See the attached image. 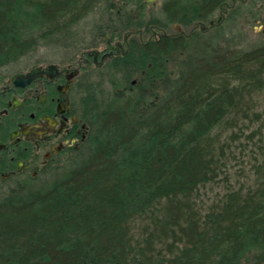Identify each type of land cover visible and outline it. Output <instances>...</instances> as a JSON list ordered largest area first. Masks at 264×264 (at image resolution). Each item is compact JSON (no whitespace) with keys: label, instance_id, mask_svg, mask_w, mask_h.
Masks as SVG:
<instances>
[{"label":"trees","instance_id":"trees-1","mask_svg":"<svg viewBox=\"0 0 264 264\" xmlns=\"http://www.w3.org/2000/svg\"><path fill=\"white\" fill-rule=\"evenodd\" d=\"M103 1L0 0V67L40 40L76 38ZM227 1L167 0L164 20L206 22ZM21 8L37 11L39 35L25 37ZM187 46L197 53L156 106L139 113V95L96 105L92 150L59 179L0 202V264H264V126L253 105L264 46L218 51L200 36H163L114 66L153 82ZM237 159L247 161L233 172ZM216 182L222 199L200 211L197 195Z\"/></svg>","mask_w":264,"mask_h":264},{"label":"flooded vegetation","instance_id":"flooded-vegetation-1","mask_svg":"<svg viewBox=\"0 0 264 264\" xmlns=\"http://www.w3.org/2000/svg\"><path fill=\"white\" fill-rule=\"evenodd\" d=\"M119 1L110 12L136 16L149 9L165 14L167 2ZM154 34L156 41L170 37ZM117 37L114 34L108 40L105 50L83 51L72 58L38 62L24 69L10 71L12 64L2 67L0 190L25 188L42 181L91 151L96 120L88 86L90 68H103L126 58L129 34L125 33L123 41Z\"/></svg>","mask_w":264,"mask_h":264},{"label":"rangeland","instance_id":"rangeland-1","mask_svg":"<svg viewBox=\"0 0 264 264\" xmlns=\"http://www.w3.org/2000/svg\"><path fill=\"white\" fill-rule=\"evenodd\" d=\"M119 3V0H104L92 14L81 22L76 38L67 39L62 36L40 40L36 47L22 57L17 64H12L10 71L13 68L24 69L38 62L48 63L60 59L65 60L80 55L83 51H93L97 48L105 50L108 47V40L112 39L115 34L111 32L113 30L112 26L117 25L118 21L122 22L120 25L122 26L120 29L122 33L120 36L117 35L116 40L123 41L125 33L129 34L128 43L125 46L128 52L126 58L133 57L132 54H137L136 47H144L156 42L157 37L154 33H157L160 37L163 35L171 37L185 36L187 38H191L192 35L200 36L204 42L215 45L218 51L229 50L235 52L238 50L248 52L264 46V0H228L209 21L191 26L168 25L165 23L164 14H159L153 9L137 16L134 14L116 15L117 13L107 12L112 4ZM18 12L19 21L23 23L22 27L27 30L26 35L24 34L25 37L39 35L41 29L37 24L40 21L37 11L21 8ZM130 17L136 18V22L133 25L128 23L124 27L123 24L127 23ZM216 19H221V21L211 25V21ZM99 24H106L104 28L106 30L99 29L97 26ZM107 30L106 35H103ZM75 41L79 43L78 48H76L77 43ZM194 47L187 46L182 50L173 52L162 68L163 77L157 78L153 82L144 80L146 78L144 72L136 67H129L124 73L116 69L113 62L108 63L103 68L91 66L88 86L91 93H89L90 97L94 95V105L99 106L102 102L108 106L114 98L119 97L127 100L132 96L139 95L143 100L139 103L137 111L147 113L158 104L162 97H166L171 92V86L184 72L189 59L197 53ZM150 66H153V64L151 63ZM2 67H0V70ZM144 87L145 89H143ZM253 105L255 111L260 115L259 122L256 125L262 124L264 126V87L255 93ZM79 161L76 160V162ZM240 161L243 160L237 159L231 163L230 167L233 172L239 171L240 163H242ZM246 161H243V163ZM72 166L73 163H67L61 171L45 177L46 179L44 178L42 181L38 180L34 184L48 185L53 179L54 181L59 179ZM236 175H234L235 181L238 180ZM13 189L0 190V202L10 197ZM224 192V185L218 182L201 188L196 201L198 209L206 211L222 199Z\"/></svg>","mask_w":264,"mask_h":264},{"label":"water","instance_id":"water-1","mask_svg":"<svg viewBox=\"0 0 264 264\" xmlns=\"http://www.w3.org/2000/svg\"><path fill=\"white\" fill-rule=\"evenodd\" d=\"M149 1H152V0H149ZM220 21H221V19H216L215 21H211V25L219 23Z\"/></svg>","mask_w":264,"mask_h":264},{"label":"bare ground","instance_id":"bare-ground-1","mask_svg":"<svg viewBox=\"0 0 264 264\" xmlns=\"http://www.w3.org/2000/svg\"><path fill=\"white\" fill-rule=\"evenodd\" d=\"M90 94H91V93H90ZM254 95H255V94H254ZM88 97H89V96H88ZM101 100H102V99H101ZM120 101H121V100H120ZM87 103H88V102H87ZM94 103H95V102H94ZM94 103H93V104H94ZM89 104H90V103H89ZM88 106H90V105H88ZM86 107H87V106H86ZM88 110H89V109H88ZM94 119H95V118H94ZM94 132H95V131H94ZM91 150H92V149H91ZM41 185H42V184H41Z\"/></svg>","mask_w":264,"mask_h":264}]
</instances>
